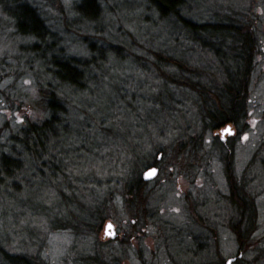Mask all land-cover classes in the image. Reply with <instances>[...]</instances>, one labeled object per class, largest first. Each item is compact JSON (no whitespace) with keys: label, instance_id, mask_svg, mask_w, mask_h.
Here are the masks:
<instances>
[{"label":"rangeland","instance_id":"obj_1","mask_svg":"<svg viewBox=\"0 0 264 264\" xmlns=\"http://www.w3.org/2000/svg\"><path fill=\"white\" fill-rule=\"evenodd\" d=\"M35 1L51 31L61 38L65 50L69 54L86 56V32H76L80 24L72 23L77 18L74 6L81 0H54L53 7L43 0ZM99 1L105 9V17L96 25V31H89L87 35L105 46L124 47L108 49L104 70L95 69L100 73L98 81L101 78L116 84L110 86L102 80L90 82L87 94H76L78 98L72 101L73 105H68L70 139L55 149L58 160L52 180L45 177L50 172L48 167L46 174L41 172L44 176L40 177L32 161L17 178L19 186H14L9 177L1 176L0 245L11 254L40 259L43 264H115L110 262V256L112 250L116 253L119 249L118 243L102 247L100 243L108 240L103 232L100 234L97 227L86 228V222L95 224L100 218L92 221L93 218L86 217V208L97 210L102 200L108 198L100 215L117 219V224L127 226L119 220L135 219L138 215L134 202H131L132 211L127 209L125 202L126 169L134 172L137 178V172L149 165L150 153L161 159L163 150L165 158L160 164L159 176L151 183L149 210L143 211L156 220L147 226L148 233L153 235H145L140 243L135 239L128 242L130 238L124 240L127 246H123L119 264H142L141 256L147 264H221V259L235 253V241L221 225L222 219L234 212L227 177L229 169L239 182L240 193L250 201L254 237H259L253 242L255 245L247 249L243 264H254L258 255L262 259L255 264H264V0H188L191 5L187 9L200 22L216 20V12H231L232 9L240 13L241 19L252 23L257 32L259 48L247 92L246 117L241 120L240 127L232 126L238 130V135L228 146L211 141L218 136V130H204L202 110L193 100L197 95L173 83L166 84L153 70V56L148 50H156L160 44L170 47L166 23L157 19L146 5L138 6V0ZM89 12L96 14L94 10ZM65 24L73 27H69L72 30ZM13 31L0 28V152L7 153L11 150L13 134L27 122L41 121L46 116L36 102L43 96L39 86L49 80V76L42 73L43 65L36 61L30 65L29 58L19 54L17 46L24 41L32 42L33 37H14ZM176 35L181 49H195L183 54L186 50L179 48L176 52L201 65L206 81L211 72L225 78L223 66L213 55L201 52L179 32ZM113 50L122 61L114 56ZM166 70L169 72L173 68L168 66ZM116 87L123 100L126 97L132 102L135 111L125 102L119 103ZM169 92L173 94L171 98ZM157 95L164 103L163 110L160 106L153 107L151 99ZM126 105L129 109L124 108ZM187 145L197 148L191 152L193 154L183 156L181 151L191 148ZM76 185L81 187L76 192V204H68ZM198 186L201 200H204L200 208L206 226L203 230L193 224L195 218L191 219L192 224L187 218L194 217V209L198 208ZM38 193H43L39 194L40 199ZM189 201L192 205L188 207ZM79 206L83 212L78 210ZM186 207L187 215L184 213ZM71 212L81 216L80 219L72 218ZM74 223L80 225L76 228ZM211 225L215 226L214 233L222 241L218 253ZM200 233L205 246L198 255L187 249L193 246L190 238ZM132 243L134 250L128 247ZM147 245L154 252H141ZM0 264L7 263L0 258Z\"/></svg>","mask_w":264,"mask_h":264},{"label":"trees","instance_id":"obj_2","mask_svg":"<svg viewBox=\"0 0 264 264\" xmlns=\"http://www.w3.org/2000/svg\"><path fill=\"white\" fill-rule=\"evenodd\" d=\"M43 1L48 2L51 6L54 3V0ZM137 3H139L138 6L146 5L157 19L166 23V38L170 47L166 48L165 45L160 44L157 45L161 46L160 48L148 50L153 56L151 63L156 75L165 80L166 84L173 83L197 95V98L193 100L199 109L202 110L200 116L203 120L204 130L217 131L221 126L225 125L240 127L241 120L246 117L247 92L252 78L255 53L259 48L257 32L252 23L241 19L240 13L232 9L231 12H221V10L216 12V20L200 22L196 19L197 17L194 18L193 12L187 9L191 5L190 3L188 5V0H138ZM90 10H94L96 14L92 15L89 12ZM74 11L77 15L75 18H77L72 23L80 24L76 32L80 30L86 32V56L80 55L83 57L69 54L65 50L61 44V38L58 37L54 30L51 31L46 18L41 12V8L35 0H0V28H12L14 31L11 34L14 37H33L34 40L32 42L25 43L24 41V43L17 46L19 54L29 58L27 62L30 65L35 61L39 62V65L44 67L42 73L49 76L47 83L39 86L43 96L40 101L36 102L38 107L44 110L46 116L41 121L27 122L17 133L12 135L10 152H0V180H3V177H1L3 175L9 177L13 180L14 186H19L17 178L22 175L30 161L35 164L38 174L41 172L46 174L45 170L48 167L51 175L46 174L48 177H45L52 180V176L56 173L54 165L57 162L56 160H58V158L56 159L55 149L70 139L69 121L71 119L68 117V113L71 111H68V105H73L72 101L78 98L76 94H85L90 89V82L94 83L97 81L98 83L100 80L104 83L107 82V80L101 78L98 81L100 73L98 71L95 72V69L98 70L104 67L108 49L117 46V48L124 49V47L119 45L111 44L105 46V44H99L87 35L89 31H96V25L105 17V9L99 0H81L74 6ZM77 25L74 27H77ZM66 26L69 30L73 28L68 26V24ZM178 32L179 35L188 40V43H192L193 46L197 45L201 52L213 55L216 58L214 60L218 61L220 66H223L222 73L225 78H221L218 73L217 75L211 72V77L206 76L208 78V81H206L202 77V72L205 70L201 65L190 62L189 56L185 57V55L177 53L176 51L182 47L180 39L176 35ZM169 50L171 53L168 52ZM181 50H186L183 52L184 54L195 49ZM113 53L114 56L120 58L117 55V51L113 50ZM226 61L230 64L224 63ZM168 66L173 68V70L168 72L166 70ZM110 81L106 84H116L114 83L115 81ZM118 89H116V92H118L119 103L125 102L131 107V110L135 111L134 109L136 108L132 102L127 101L126 97L123 100L121 98L122 94H120L121 92ZM172 95L169 92L168 96L170 98ZM151 101L153 107L160 106L163 110L164 103L158 95L153 97ZM128 106L126 105L124 108L129 109ZM236 131L238 130L236 129ZM217 137H215L217 144H221ZM78 141H81V139H78ZM188 147L191 148L188 150L185 148L181 151L183 156L193 154L191 152H194V149L197 148L192 145ZM77 148H74V152L77 151ZM162 152L161 159H158L156 155H152L153 152H151L149 165H156L161 169L160 164L165 158V151L162 150ZM59 161L62 164L61 158H59ZM229 162H231L230 158ZM229 164L232 165L231 163ZM126 170H128V175L123 179V187L127 190L124 192L128 198L126 197L125 202L128 205H126L127 209L132 211L133 205L131 202H133V199L129 198V196L133 195L132 187L134 185H146L141 178L144 169L137 172V178L134 172L129 169ZM227 174L232 181L234 180L235 182L237 180L230 169ZM41 176L44 175L40 174ZM27 182L30 184L28 179ZM76 188V190L72 189L73 195L69 197L68 204L76 202V192L81 187L76 185ZM0 191L2 190L0 189ZM60 193L62 195L63 191L61 190ZM40 197L39 195L38 199ZM108 202V198L103 199L100 203L101 207L97 208V210L93 207L86 208V217L93 218L92 221L97 218L105 219L106 215L100 214ZM93 203L97 204V200ZM40 205L41 203L39 202L38 206ZM79 207L80 209L78 208V210L83 212L81 206ZM138 207L140 208L141 205L139 204ZM71 213L72 218L75 220L80 219L81 216L76 215L74 212ZM252 215L251 211V218ZM253 217L255 220L256 215L254 214ZM98 224L99 221L95 224H87L86 222V228H96L99 227ZM74 225L77 228L80 224L74 223ZM253 229L252 227V232L254 231ZM0 258H3L7 264H43L40 259L38 261L35 260L33 263L27 256L11 254L2 245H0Z\"/></svg>","mask_w":264,"mask_h":264},{"label":"flooded vegetation","instance_id":"obj_3","mask_svg":"<svg viewBox=\"0 0 264 264\" xmlns=\"http://www.w3.org/2000/svg\"><path fill=\"white\" fill-rule=\"evenodd\" d=\"M225 126H221L218 129V132L221 133V136L218 135V140L221 144H224L225 146L230 145L231 142V138L234 137L235 135H238L237 131L235 132V134H231V135H224L223 133V129L226 127ZM223 134V135H222ZM212 142L217 141V139H211ZM233 145L235 146V143H233ZM160 159V156L159 158ZM155 165H148L147 168L144 169L141 178L143 179V181L146 183L145 186H139L138 184L134 185L132 187V192H133V202L135 204V211L136 214L138 215V217H135V219H125V220H119L122 222L127 223V226L123 227L124 224L120 225L117 224L116 221L117 219H113L115 220V223L113 222L112 219L109 218H105V219H100L99 221V227H97V230L99 231V233L101 234V232H103L104 237H106L108 240L106 241V243H100L102 245V247L106 248L107 246H110L111 243H114L116 245V243H118V245L116 246L117 248H119L116 253L112 250L111 251V255L110 256V262H115V264H119L120 262V258L123 257V246H127V244L125 243L124 240H126L127 238H130L129 241H131L132 239H135L137 242H141V238H143L145 235L148 234H152L153 233H148V227L151 224H153L156 220L152 219L151 217H149L148 215L145 214V212L143 213V211H145L146 209L149 210V204L148 201V197L150 196V194H152L151 192V183H153V181H146L143 178V174L144 172L149 168ZM200 171L202 172V166L200 168ZM228 180H229V185H230V189H231V204L233 205L234 208V212L232 213V215L230 217H226L222 219L221 221V225L225 226V228L227 229V231L229 232V234L232 235L233 240L235 241V245H236V252L232 253L230 255H228L226 258L221 259V264H243L245 260V254L247 251V249L249 247H252L253 242H257V239L259 237H254L255 236V231L252 232L251 227H253L254 222L252 221L251 218V208H250V201L248 198H246V196L244 195V193H240V188H239V182L237 181H232L228 174H227ZM196 182L198 183V179H196ZM235 188V190H234ZM198 190V194L196 197V206L198 207L197 209H194V217L189 216L187 218L188 222L195 225H198L197 227L201 228L203 230V227H206L204 225L203 222V217L201 216L203 213V210H201L200 208L203 206V201L201 200V188L200 186L197 187ZM188 200L190 198L189 194L186 197ZM229 198V199H230ZM191 199V198H190ZM147 201V202H146ZM141 205V207H137L138 205ZM192 205V201H189V206ZM183 212V211H182ZM184 213L187 215V207L184 209ZM146 215V216H145ZM185 218L184 221L187 219ZM195 218L194 220L191 219ZM130 221V223L128 222ZM186 222V223H188ZM111 224L112 227L107 228V225ZM147 227V228H146ZM211 228V232L213 234V240L214 242H218V249H217V253L220 252L219 247L220 244V238H218V235H215L214 225L210 226ZM200 236H196L194 235V237L190 238L193 241V246L192 248H189L187 250H190L191 252H193L194 254H200V252L203 250L204 248V242L202 239V233L199 234ZM215 235V236H214ZM86 236V235H85ZM122 236V237H121ZM139 240V241H138ZM134 243H132L131 245L128 244V247H130L131 249H135ZM234 244V243H233ZM139 248L140 246L137 245ZM150 246L147 245L146 248H142L141 252L143 251H153L149 250ZM111 249L113 247H110ZM259 254V251H258ZM138 258L141 260L142 264H147L144 261V257L143 256H139L137 255ZM145 256V255H144ZM32 262H35V259L33 257H29ZM262 259V256L258 255L256 256V259H254V262L256 263L258 260ZM38 261V260H37ZM250 263V260L248 261ZM253 262V263H254ZM254 263V264H255Z\"/></svg>","mask_w":264,"mask_h":264},{"label":"water","instance_id":"obj_4","mask_svg":"<svg viewBox=\"0 0 264 264\" xmlns=\"http://www.w3.org/2000/svg\"><path fill=\"white\" fill-rule=\"evenodd\" d=\"M226 132H229L230 134L234 133V130L231 129L230 126H227L224 130H223V133H226ZM159 172H160V169L157 167V166H152V167H149L143 174V178L144 180L146 181H152L154 180L155 178L158 177L159 175ZM112 227L111 224H108L107 225V228H110Z\"/></svg>","mask_w":264,"mask_h":264}]
</instances>
